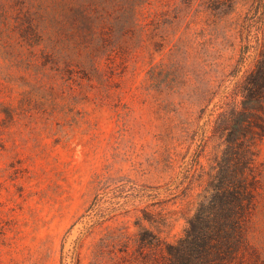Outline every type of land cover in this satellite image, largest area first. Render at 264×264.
Instances as JSON below:
<instances>
[{"label": "rangeland", "instance_id": "1", "mask_svg": "<svg viewBox=\"0 0 264 264\" xmlns=\"http://www.w3.org/2000/svg\"><path fill=\"white\" fill-rule=\"evenodd\" d=\"M119 2L0 0V264H166L185 232L195 159L258 30L241 41L232 13L173 45L185 24L164 17L122 56ZM234 4L264 12V0ZM86 44L97 62L78 61ZM204 69L221 84L207 108ZM252 240L264 259V190Z\"/></svg>", "mask_w": 264, "mask_h": 264}, {"label": "trees", "instance_id": "2", "mask_svg": "<svg viewBox=\"0 0 264 264\" xmlns=\"http://www.w3.org/2000/svg\"><path fill=\"white\" fill-rule=\"evenodd\" d=\"M234 3L235 0L119 2L123 31L113 45L123 51L122 56L133 52L137 37L150 32L152 21H161L164 17H172L174 22L185 24V29L172 37L171 44L182 36L192 38L197 35L196 28L202 20L210 17L223 20L232 13L237 14L232 34L241 41L249 42L253 24L258 30L257 58L243 77L224 94L212 133L204 139L201 155L195 159L194 178L189 188L200 187L201 191L193 213L187 216L183 236L167 244L166 264L264 263L261 251L252 240L264 190V160L261 159L260 147L264 139V12L261 16L258 11L253 22L247 13L242 15ZM27 16L34 24V13L29 12ZM161 37L165 42L169 39L167 34H161ZM86 46L88 53L80 56L78 61L97 62L98 55L92 44ZM147 47V44L142 46L144 49ZM243 48L242 52L245 51ZM188 51L193 55L191 48ZM56 57L61 59L60 55ZM71 61L74 60H66ZM193 63L191 56H187L186 64ZM237 71L234 69L232 75ZM206 73L205 69L200 73L202 82L199 87V98L201 103H205L204 108L211 104L221 87L215 83L218 78L208 77ZM202 156L209 157V162L202 161Z\"/></svg>", "mask_w": 264, "mask_h": 264}]
</instances>
